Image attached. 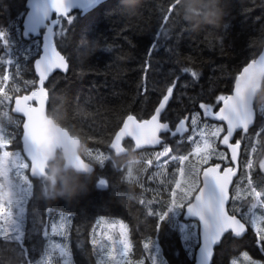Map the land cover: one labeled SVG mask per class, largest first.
Segmentation results:
<instances>
[{"label": "trees", "instance_id": "trees-1", "mask_svg": "<svg viewBox=\"0 0 264 264\" xmlns=\"http://www.w3.org/2000/svg\"><path fill=\"white\" fill-rule=\"evenodd\" d=\"M25 3L26 0H0V30L14 37L11 46L0 51V63L24 57L20 61L21 80L35 78L33 60L40 52V48L31 47V37L22 40L19 35L18 22L26 11ZM169 3L170 0H140L135 14L129 15L120 0H106L85 15L73 11L71 25L62 19V26L67 27L65 36H60V27H56V45L66 54L69 70L56 71L46 83L49 89L47 113L55 122L64 118L63 127L81 138L87 148L109 155L111 160L103 168L91 161L94 171L88 191L72 202L43 200L40 197L42 182L32 179L33 195L25 209L23 241L28 254H22L19 245L0 242V264H25L29 257H41L48 247L41 223H50L48 208L63 210L74 217L67 240L72 253L71 264H101L102 253L91 243L95 221L101 217L108 222L121 219L128 225L131 264L141 261L152 264L149 257L155 255L154 250L143 248L149 240L160 245L158 261L194 264L195 249L186 255L182 241L167 230L166 224H161L157 233L156 218L147 215L148 208L139 203L143 199L147 204L157 198V193L161 194L160 198L168 199L164 185L171 166L157 170L143 163L159 148L134 150L133 143L127 139L124 145L129 151L117 156L109 147L110 141L128 114L143 119L149 117L173 82L176 87L166 107L170 123L201 111L198 107L201 102L215 104L217 96L229 94L235 76L264 46V0H226L227 26H205L198 30H193L175 11L165 24L163 17ZM162 27L168 29L167 38L160 35ZM157 37L160 47L153 51L151 45ZM38 39L41 46L40 37ZM21 43L26 51L21 49ZM3 47L0 42V48ZM186 67L197 71L199 77L194 79L190 72L185 73ZM11 87L10 80L6 90ZM11 108L12 101L7 106L0 105V127H4L7 134L15 135L12 150H20L22 118L13 113L12 118L7 112ZM15 119L20 120L19 126L13 123ZM261 127H264V119L257 115L249 128L250 142L241 141L238 171V176L244 173L246 185L249 171L246 164L251 159V176L258 190L264 187V171L259 168L264 157V134H258ZM168 143L174 144V141L169 139ZM246 144L249 145L247 151ZM253 147L255 153L251 151ZM187 148V144H182L176 154H185ZM129 168L138 172L146 168L138 176L143 187L134 185L129 190L121 182L120 178ZM98 177L109 181L106 190L96 187ZM252 202L251 198L236 202L247 217V230L241 237L226 238L216 246L211 264H231L232 259L239 257L243 261V254L248 256L247 264H264V252L251 227V220L262 210L249 211ZM231 206L232 201L228 207ZM151 207L159 210L160 206L154 203ZM55 215L53 212L52 216ZM237 215L239 217L240 213ZM53 239L59 242V238Z\"/></svg>", "mask_w": 264, "mask_h": 264}, {"label": "snow or ice", "instance_id": "snow-or-ice-1", "mask_svg": "<svg viewBox=\"0 0 264 264\" xmlns=\"http://www.w3.org/2000/svg\"><path fill=\"white\" fill-rule=\"evenodd\" d=\"M92 2L93 0H75L74 3L70 0H28L30 10L18 22L20 37L22 40L31 37V47L39 49L38 38L42 34L41 30H45L42 34V55L33 60L35 78L20 79V61L24 57L15 62L9 58L0 63V85H3L0 86V105L7 106L14 99V107L7 112L12 118V113L22 114L24 118L21 150H12L15 135L7 134L5 128L0 127V242L19 245L24 255L28 254L23 241L25 209L33 195L31 178H37L41 182L49 157L59 150L67 151L69 147H72L74 152L79 141L77 135L71 134L65 127H57L46 114L49 102L46 82L55 71L66 73L69 70L66 54H62V50H58L53 41L54 28L60 27L59 35L65 36L67 27L62 26V19L67 25H71L74 19L70 15L72 8H83ZM176 7L175 0H170L167 14L163 17L165 24L173 12H176ZM160 35L167 38L168 29L162 27ZM12 39L14 37L9 32L0 30V42L4 46L0 51L10 47ZM151 47L153 51L160 47L158 37L154 39ZM21 49L26 51L23 43ZM183 71L190 72L194 79L199 77L197 71L187 67ZM10 80L12 87L6 90ZM262 86L264 54L251 59L242 67L235 76L231 94H220L216 97L215 104L201 102L198 105L201 111L190 118L185 116L175 123H170L166 106L176 87L173 82L162 94V99L158 101V106L154 108L150 118L143 119L128 114L110 141L109 147L115 155L129 151L123 143L126 138L134 141V150L146 146L159 148L143 163L157 170L171 166L164 185L168 199L160 198L161 194L157 193L156 199L147 201V204L141 199L139 203L146 205L147 215L156 218L157 233L161 224H166L167 230L182 241L186 255L192 254L193 250L198 248L196 264H211L216 246L226 238H237L245 234L247 217L242 209L236 206V202L248 198L253 201L249 211L262 210L258 217L251 220V227L255 230L260 250L264 252V227L261 226L264 225V187L258 190V187L254 186L251 159L246 164L249 170L246 185L243 183L244 173L238 176L237 167L241 141L250 142L249 128L254 124L257 115L264 119V105L254 102V94L257 88ZM201 116L204 119H201ZM210 120L219 123H210ZM13 121L19 126V119ZM258 134H264V127L259 129ZM236 136L239 138H235ZM169 139H172L174 144H169ZM182 144L188 145L185 154H176ZM248 147L246 144L245 151ZM251 151L255 153L256 148L253 147ZM110 160L109 155L88 148L83 157L75 155L71 164L84 173H92L91 161L103 168ZM259 168L264 170V161L260 162ZM145 170L146 168L142 169ZM119 171L124 172L123 169ZM126 179L140 185L139 177L131 171L127 172ZM96 187L106 190L109 181L106 177H98ZM230 199L232 206L226 207ZM154 203L160 206L159 210L151 207ZM53 212H56L54 217ZM46 213L50 216V223H41L44 225L43 236L47 238L48 247L43 250L39 259L29 257L25 264H71L72 253L67 240L74 217L71 213L53 208L46 209ZM97 227L118 231V241H115L112 235L104 233L112 245L102 243L95 237ZM92 232L91 243L94 247L99 246L102 253L101 264H131L128 259L131 250L128 225L123 220L114 219L109 223L103 217L98 218ZM53 238H59V242ZM116 243L119 248L114 246ZM143 248L154 250L155 255L149 257L152 264H164V261H158L161 249L157 242L149 240L143 244ZM56 253L59 254L58 257Z\"/></svg>", "mask_w": 264, "mask_h": 264}, {"label": "clouds", "instance_id": "clouds-1", "mask_svg": "<svg viewBox=\"0 0 264 264\" xmlns=\"http://www.w3.org/2000/svg\"><path fill=\"white\" fill-rule=\"evenodd\" d=\"M140 0H120V4L129 15H134ZM177 5L176 13L193 30L202 27L220 28L227 26L226 17L229 15L226 0H175ZM65 97V102H66ZM254 102L264 103V86L257 89L254 95ZM56 123L62 127V121ZM86 143L79 138L75 145L74 154L83 157L87 153ZM73 153V148L69 147L67 151H57L47 162L46 171L41 178L42 186L40 197L45 201L64 200L72 202L80 195L88 191V185L91 181V173H84L67 163L68 155ZM118 156V155H117ZM131 171L133 175L139 176L141 171L132 168L127 169L120 178L121 182L132 190L135 185L126 179L127 172Z\"/></svg>", "mask_w": 264, "mask_h": 264}, {"label": "water", "instance_id": "water-1", "mask_svg": "<svg viewBox=\"0 0 264 264\" xmlns=\"http://www.w3.org/2000/svg\"><path fill=\"white\" fill-rule=\"evenodd\" d=\"M106 0H93V2L90 4V5H87L86 7H79V6H74L73 8H72V12L73 11H75V10H77V11H79V13H80V15H85L87 12H89V11H91V10H93L94 8H96L98 5H100L101 3H103V2H105ZM70 2H75V0H70ZM25 6H26V11H25V13L27 12V11H29L30 9L28 8V0H26V3H25ZM71 12V13H72ZM24 13V14H25ZM70 13V14H71ZM23 18H24V15H23ZM22 18V19H23ZM53 18H55V14L53 13ZM45 30L44 29H42L41 30V33L43 34V32H44ZM41 34V36H40V40H41V46H40V52H39V55H42V45H43V35ZM55 38H56V27L54 28V35H53V41H54V43L56 44V41H55ZM28 39V38H27ZM59 50V49H58ZM260 54H264V46L262 47V49H261V51L259 52V54L255 57V58H258V56L260 55ZM39 55L36 57V58H39ZM57 71H59V70H57ZM56 72V71H55ZM54 72V73H55ZM59 72H61V71H59ZM62 73H65V72H62ZM47 83V82H46ZM260 87H258L257 89H259ZM257 91V90H256ZM232 92V91H231ZM231 92L229 93V94H231ZM23 94V93H22ZM255 94H256V92H255ZM254 94V95H255ZM48 106V105H47ZM157 106H158V104H157ZM156 106V107H157ZM12 107H14V99H13V101H12ZM167 107V106H166ZM154 112V111H153ZM15 114V113H14ZM46 114H48L47 113V107H46ZM153 114V113H152ZM151 114V115H152ZM16 115H19V116H21V118H22V123H21V135H20V147H21V149H22V147H23V144H22V133H23V120H24V118H23V116H22V114H16ZM150 115V116H151ZM150 116L149 117H147V118H144V119H148V118H150ZM48 117H49V119H51L52 121H53V123L57 126V127H59L58 125H57V123L54 121V119L51 117V116H49L48 115ZM126 118V117H125ZM183 119V118H182ZM216 122H218V121H216ZM62 126V125H61ZM122 126V124L120 125V127ZM253 126V125H252ZM252 126H250V128L252 127ZM63 127V126H62ZM114 137V136H113ZM113 139V138H112ZM126 139H129L130 140V138H126ZM125 139V140H126ZM123 143H124V141H123ZM132 143H133V148H134V141H132ZM144 148H152V147H149V146H146V147H144ZM144 148H142V149H144ZM139 150H141V149H139ZM111 151H113V150H111ZM114 152V151H113ZM56 153V152H55ZM55 153H53L50 157H49V159H48V161L50 160V158L55 154ZM121 155H123V154H121ZM74 156H75V154H74V152L72 153V154H69L68 155V159H67V163H68V165H70L71 167H73L72 166V164H71V160L74 158ZM86 162H88L87 160H86ZM239 166V162L237 163V167ZM92 167H93V171H94V165L92 164ZM73 168H75V167H73ZM31 179H37V178H31ZM230 188H231V186H230ZM226 207H228V205L226 206ZM239 218V217H238ZM243 222V221H242ZM246 229H247V224H246ZM215 249V248H214ZM197 255H198V248H196L195 249V253H194V264H196V257H197ZM214 255V254H213ZM213 258V257H212ZM211 262H212V260H211Z\"/></svg>", "mask_w": 264, "mask_h": 264}, {"label": "rangeland", "instance_id": "rangeland-1", "mask_svg": "<svg viewBox=\"0 0 264 264\" xmlns=\"http://www.w3.org/2000/svg\"><path fill=\"white\" fill-rule=\"evenodd\" d=\"M261 161H264V157L261 158L260 162H261ZM259 164H260V163H259ZM263 171H264V170H263ZM111 222H112V221H109V223H111ZM104 233H107V234H109V235H112V236L114 237V240H115V241H118V239H119L118 231H111V230H109L107 227H105V228H103V229L98 228V229L96 230V239L101 240L102 243H107V242H109V244L112 245V242H110V241L107 240L106 236H104ZM114 246H115L116 248H119V244H118V243H116ZM98 247H99V246H98ZM242 256H245V258L243 259V261H242L241 259H239L240 257H239V258H234V259H232L231 264H247V263H246V258H247L248 256H246L245 254H243Z\"/></svg>", "mask_w": 264, "mask_h": 264}, {"label": "flooded vegetation", "instance_id": "flooded-vegetation-1", "mask_svg": "<svg viewBox=\"0 0 264 264\" xmlns=\"http://www.w3.org/2000/svg\"><path fill=\"white\" fill-rule=\"evenodd\" d=\"M235 180H236V178H234V183H235ZM232 192V186H231V188H230V193ZM230 202H231V199H230V201H229V204H230Z\"/></svg>", "mask_w": 264, "mask_h": 264}, {"label": "bare ground", "instance_id": "bare-ground-1", "mask_svg": "<svg viewBox=\"0 0 264 264\" xmlns=\"http://www.w3.org/2000/svg\"><path fill=\"white\" fill-rule=\"evenodd\" d=\"M14 114V113H13ZM16 115V114H15ZM21 117V116H20ZM92 238V237H91Z\"/></svg>", "mask_w": 264, "mask_h": 264}]
</instances>
